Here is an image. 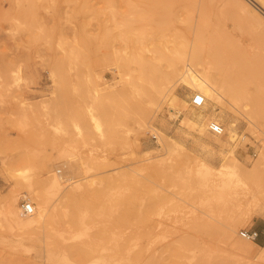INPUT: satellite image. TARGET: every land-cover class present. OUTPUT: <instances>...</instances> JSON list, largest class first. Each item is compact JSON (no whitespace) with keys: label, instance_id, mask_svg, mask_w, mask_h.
I'll list each match as a JSON object with an SVG mask.
<instances>
[{"label":"rangeland","instance_id":"rangeland-1","mask_svg":"<svg viewBox=\"0 0 264 264\" xmlns=\"http://www.w3.org/2000/svg\"><path fill=\"white\" fill-rule=\"evenodd\" d=\"M259 3L0 0V264H264L239 235L264 231ZM189 72L219 98L193 106Z\"/></svg>","mask_w":264,"mask_h":264},{"label":"bare ground","instance_id":"bare-ground-1","mask_svg":"<svg viewBox=\"0 0 264 264\" xmlns=\"http://www.w3.org/2000/svg\"><path fill=\"white\" fill-rule=\"evenodd\" d=\"M261 4L264 5V0H260ZM260 4V3H259ZM260 4V5H261ZM244 6V5H243ZM262 7V6H261ZM258 13V12H257ZM259 14V13H258ZM205 40V39H204ZM199 42V41H198ZM194 47V46H193ZM196 47V46H195ZM194 58H196V54H194ZM214 60L215 61H219L220 58L218 56H215L214 57ZM191 65L189 64V68L191 69ZM254 73H256V78L258 79H264V77L261 75V71H257L255 69V71H253ZM210 78H209V75L208 74H205L203 76H198L192 72H189V81L191 83V87L195 88L196 90L200 91L204 98V102L206 100L207 97H210V98H219L220 96V92L218 90V88L209 82ZM208 85V87H207ZM257 96V94L255 95ZM251 121V120H250ZM253 121V120H252ZM210 122H216L218 123L217 121L215 120H210ZM264 122L260 121L257 119V121H255L253 124L255 125H259V126H262L264 125L263 124ZM193 124H197L195 122H193ZM219 124V123H218ZM200 124H198L199 126ZM222 127V126H221ZM223 127H222V133L218 134L217 136H221L224 134L223 132ZM160 137L162 138V136L160 135ZM159 137V138H160ZM228 141H232L233 139H235V135L234 133H231L229 134L228 136ZM217 142L219 145L223 146L224 143H222L221 139L217 138ZM161 143V142H160ZM221 157L223 158L224 160V163L225 164H222L223 167H228L229 170H232V169H240V165L239 163L237 162V160L235 159V157L233 156V153L230 152L228 154H222ZM262 164V167H264V146L260 152V156H259V159L257 162H255L254 164V168L255 169H260L261 168V165ZM74 166V165H73ZM73 166L72 165H69V168L73 171ZM209 171L211 170L210 167L207 168ZM264 171V168L262 169ZM50 170H46V172H48ZM220 171V170H219ZM221 172V171H220ZM69 178L67 177H63L62 175H58V174H54V173H49L45 176V179L43 180V185L42 187H50V188H53V189H61L62 186H63V183ZM254 184V183H253ZM247 187V185H245ZM256 186V192L258 193L259 197L262 199V201L264 202V183L263 182H259ZM45 189V188H44ZM28 190L30 192H33L34 190V186H32L31 184H29L28 186ZM74 193V192H73ZM34 194V193H33ZM248 194V193H247ZM251 195V194H250ZM35 196V195H34ZM37 200L34 201L33 200V205L31 204V207H32V211L29 213V216L26 217L25 219H14V222L16 224V226L18 227H27V226H30L32 225L33 222H35L38 218H40V216L42 215L43 211L45 210V207H46V197L44 195V193L42 192L41 194H37ZM9 199V198H8ZM250 199V198H249ZM257 200V199H256ZM252 201V200H251ZM24 202H28L27 200H24ZM30 203V202H29ZM264 206V204L262 205ZM15 208V206H14ZM14 208L13 206L8 208L7 210V213L9 214V216H11L12 214H14ZM263 208V207H262ZM8 216V215H7ZM12 217V216H11ZM43 217V215H42ZM11 220V219H9ZM12 221V220H11ZM38 221V220H37ZM13 223V222H12ZM36 223V222H35ZM17 228V227H16ZM256 244L259 248H262L264 250V242L259 245L257 243H254ZM251 246L249 245H246V244H243L241 243V245H238L236 246L235 248H237L238 250H240L242 253L244 254H251L252 253V249L250 248Z\"/></svg>","mask_w":264,"mask_h":264},{"label":"built area","instance_id":"built-area-1","mask_svg":"<svg viewBox=\"0 0 264 264\" xmlns=\"http://www.w3.org/2000/svg\"><path fill=\"white\" fill-rule=\"evenodd\" d=\"M190 103L193 106H201L204 103V98L200 93L196 92L191 96ZM207 127L209 131L215 134L222 133L221 125L216 122L208 123ZM20 208L23 214H29L32 211L31 203L29 202H22ZM239 235L246 239L255 240L258 237V231L256 229H242L239 231Z\"/></svg>","mask_w":264,"mask_h":264},{"label":"crops","instance_id":"crops-1","mask_svg":"<svg viewBox=\"0 0 264 264\" xmlns=\"http://www.w3.org/2000/svg\"><path fill=\"white\" fill-rule=\"evenodd\" d=\"M258 237L257 241L261 244L264 241V231H260V234L258 232Z\"/></svg>","mask_w":264,"mask_h":264}]
</instances>
